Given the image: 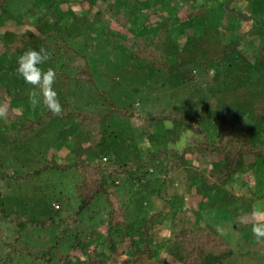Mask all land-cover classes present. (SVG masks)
<instances>
[{"label":"trees","instance_id":"1","mask_svg":"<svg viewBox=\"0 0 264 264\" xmlns=\"http://www.w3.org/2000/svg\"><path fill=\"white\" fill-rule=\"evenodd\" d=\"M9 1L0 0V9ZM56 1L52 0L50 9H54ZM82 1L91 6L101 4L103 7L96 11L94 17L75 19L78 26L82 25L85 30H91L92 25L104 21L114 22L123 28L135 22L141 23L134 35L126 39L125 46H121V43L118 45L126 48L131 61H141L144 69L156 68L158 72H166L167 76L183 72L187 75L190 70L193 76L198 67L201 68L197 69L200 78L205 79L209 70H215L218 75L217 84L209 87L208 95L203 97L214 110L197 107L195 115L189 116L186 108L179 107L163 114L143 116L127 106L118 110L119 116L116 118L109 112L87 113L72 108L54 114L40 95L35 102L38 117L33 122L37 128L45 127L57 116L66 120L72 115L84 131L88 126L91 128L97 125L96 129L102 133V137L97 145L85 147L89 143L86 142V131H83L84 134L76 135L70 141L76 156L69 164L46 161V164L24 176V179L33 175L37 180H42L44 177H41V173L50 170L58 182L62 180L60 185H66L68 191L62 189L64 193H54L51 200L47 199V193H38L42 191L40 186L19 193L14 183L21 176L3 177L0 162V184H5L0 187V264H219L232 258L234 250L217 228L210 223L190 226L188 215L195 211L184 208L170 194L162 197L168 204L170 217L169 232L164 244L158 246L152 236L153 231L161 226L162 213L145 214L128 223L124 199L127 197L128 200L130 191L126 180L137 185L136 191L130 193L133 196L130 204L135 203L138 208L139 199L136 201L135 197L142 195L138 185H145V176L150 174L149 171L155 169L160 172L162 165L167 174H171L178 166L184 168L190 184L196 181L200 184L203 198L213 195L217 200L211 202V209L223 208L245 244L248 241L253 244H250L252 249H248L249 252L259 254L263 250L260 244L264 242V236L258 237L252 229L258 223L264 224V220L255 218L251 201L228 192L224 187L240 174L244 182L250 171L264 170V82L256 79L258 65H263L261 72L264 71V43L261 45L264 37V0H245L247 11L240 10L235 0H192L193 5L184 9L186 21L182 24L181 34L188 37L183 47L174 42L171 34L172 26L180 23L178 16L173 20L163 16L150 29V15H140L143 10L166 6L169 0ZM3 10L9 20L13 19L14 16L6 9ZM139 16L143 17L140 23ZM59 22L60 19L51 28L39 25L40 36L32 31L18 34L6 32L2 45L5 53L13 59L11 72L17 74V59L26 50L53 48L48 45L50 39H53V46L58 50L53 51L44 71L51 68L59 73L55 67L58 62L54 59L60 57L64 47V55L73 53L78 57L72 63L77 73L74 76L59 73L61 78L69 84L84 82L95 85L88 58L67 47L65 35L58 28ZM243 27L247 30L241 32ZM230 34H236V37H226ZM104 36L118 37L119 33L106 31ZM220 76H224V79L221 80ZM195 87L196 83L193 82L190 90H196ZM3 90L0 85V106L5 102L7 93ZM194 100V97L190 98L188 103L193 104ZM207 118L218 125L213 131L205 128ZM131 119L141 122L137 129L142 135L152 136V151L132 162L122 163L115 156L104 162L100 150V146L106 142L103 132L111 128L108 133L110 142L118 141L116 131L112 132L116 129L114 122L124 121L128 125ZM245 119L257 131L248 139L232 138V130ZM162 121L172 122L181 130H171L167 140L156 141L153 129L157 122ZM227 128L230 131L226 133ZM26 129L27 133H30L28 129H32V134L36 133L33 132V125L29 124ZM180 140H185L181 148ZM192 158L206 161L211 169L189 168V159ZM133 175L136 179H132ZM123 182L125 188L120 186ZM10 190L13 194L18 192V196L10 194ZM35 195L42 197V200H33ZM156 195L161 196L160 190ZM100 200L105 201V208L97 216L91 215L96 212L94 208ZM54 202L59 204L58 210ZM33 207L41 215L31 214L29 208L32 210ZM210 207L205 206L202 211L211 213ZM54 225L60 226L55 233L52 229ZM36 229L40 230L26 239ZM244 234L249 237H243ZM114 257L118 258L115 262L112 261Z\"/></svg>","mask_w":264,"mask_h":264},{"label":"rangeland","instance_id":"2","mask_svg":"<svg viewBox=\"0 0 264 264\" xmlns=\"http://www.w3.org/2000/svg\"><path fill=\"white\" fill-rule=\"evenodd\" d=\"M235 1L240 10L247 11L248 5L245 0ZM56 2L54 10L53 8L50 9L52 0H10L3 9L14 16L11 20H9L8 14L0 9V72L3 71V74H0V85L2 90L4 89L3 91L7 92L4 97L5 102L0 106V162L3 168L2 175L3 177L20 175L21 178L17 180V183L11 182L16 185L19 193L40 186L42 191L38 193L42 195L44 192L47 193V199L50 200L54 193L59 195L60 192L64 193V190L68 191L66 185H63L64 187L60 185L62 180L58 182L57 177L55 178L54 173L49 172L50 170L41 173V177H44L42 180H37L33 175L29 176L28 179H24V176L34 172L42 164H46V161L69 164L71 159L76 156V152L70 144V141L76 135L84 134L86 131V142L89 144H85V147H88L89 145H97L101 140L102 133L96 129L97 125L91 128L89 126L85 127L88 131H84L72 115L66 120L57 116L41 129L35 126L33 122L38 117V107L33 101H36L41 95V90L39 87L34 88L32 85L25 83L18 74L11 72L10 67L13 59L5 53L2 45L6 32L10 31L18 34L32 31L40 36L39 25L51 28L55 24L57 25L60 19L58 28L61 34L65 35L67 47L75 49L88 58L95 85L84 82L69 84L61 78L59 73H70L72 76L77 73L72 63L78 57L73 53H70L69 56L64 55V47L60 51V57L54 59L58 62L55 67L59 73L56 72L52 87L57 94L56 99L61 105V111L72 108L74 111L87 113L109 112L116 118L119 116L118 110L127 106L143 116L152 113L163 114L172 109L184 107L187 109L189 116H194L197 107H201L203 110H214L213 107L211 109L208 100L205 101L203 97H206L205 94L208 95L209 90L207 89L217 84L218 79L215 70H209L206 79L204 77L200 78V71L197 69L201 68L198 67L193 76L190 75V70L187 75L183 72L167 76L166 72L162 70L158 72L156 68L144 69L141 61H131L126 54V48L121 46H125L126 39L134 35L137 26L140 27L143 17L139 16V19L137 18L140 24L135 22L129 24L126 28L114 22L104 21L92 25L91 30H85L82 25L78 26L75 19L94 17L96 11L103 8L101 4L91 6L88 2L82 0H57ZM189 5H193L192 0H169L166 6L143 10L140 15H150V23H148L150 29L155 27L163 16L170 17L172 20L175 19V16H178L180 23L172 26L171 34L174 42L179 47H183L187 43L186 37L188 36L184 33L181 34V28L183 22L186 21L184 9ZM244 30H247V28H241V32H244ZM106 31L117 32L119 36H107L105 38L104 32ZM189 33L188 31L187 34ZM226 37L231 39L236 37V34H230ZM228 41L227 39L226 42ZM53 43L54 40L50 39L48 45L53 48H44L49 53V58L54 50H58L57 47L53 46ZM119 43L122 45L119 46ZM263 43L264 37L261 45ZM41 67L45 70L47 64L44 63ZM262 67L263 65H258L256 71L258 75L256 79L260 82H264V71L261 72ZM220 79L223 80L224 76H220ZM193 82L196 83V90L191 91L190 85ZM193 97L195 98L193 104L188 103V100ZM205 121V128L209 131H213L218 127L211 119L207 118ZM124 123V121L114 122L116 129H113L112 132L116 131L119 137L118 141L113 142L111 140L112 143L110 142L111 137L108 133L111 128L103 132L106 142L100 146V150L101 153L103 152L101 157L104 162L110 161L111 156H115L122 163L132 162L152 151L153 147L150 142L152 136L142 135L137 129L141 122L131 119L128 122L129 126ZM29 124L34 126L33 132H36L35 134H32V129H28L31 134L26 132V127ZM171 130L180 131L181 128L169 121L157 122L153 129L156 141H159V139L167 140V135ZM228 131H230L229 128L226 129V133ZM256 131L257 128L245 119L241 120L232 130L231 137L236 140H244ZM262 133L264 134V130H262ZM156 141L155 144H157ZM184 141H179L180 148L184 146ZM188 167L201 170L211 169L206 161H196L194 158L189 159ZM149 172L150 174L145 176L147 179L145 185H138V188L142 191V195L135 197L136 201L139 199V202H137L140 203L138 208L135 207V203L130 204L131 198H133L130 193L136 191L137 185L126 180L127 189L130 193L128 192V200L125 196L123 199L125 198L124 201L126 202L124 203V211L127 214L128 223L145 214L162 213L161 226L153 231L152 236L158 246L164 244L169 232L170 217L168 204L162 197L170 194V196L177 198L184 208L187 207L195 211L194 213L190 212L188 215L190 226H204L210 223L229 241L234 250V256L221 261L219 264H264V242L260 244L263 250L259 254L250 253L248 249H252L251 245L253 244L251 241L245 244V241L241 238L242 235L235 230L229 214L224 212L223 208L214 207L211 209L210 205L215 199L214 196L203 198L200 184L196 181L191 185L186 177L187 171L184 168L178 166L172 170L171 174H167L165 167L162 165L160 172L155 171V169H151ZM132 179H136V177L133 175ZM242 179L243 175L240 174L224 189L251 201L254 205V213L257 210L264 211V170L262 168L258 171L252 170L244 182ZM161 183L163 186H161ZM2 185L5 184L1 182L0 187ZM121 185L124 187L125 182ZM159 190L161 196L156 195ZM18 192L13 194L10 190V194L12 193L14 196H18ZM35 197L33 200H37V198L40 201L42 200V197L40 198L37 195ZM116 199L118 200V198ZM215 201L217 200L215 199ZM53 205L58 210L59 204L54 202ZM117 205L120 206L118 203ZM105 206L104 200L98 201L94 208L96 212L91 213V215L97 216ZM205 206L206 208L210 207L211 213L202 211ZM29 211L31 214H38L35 212L34 207L32 210L29 208ZM101 216L103 217V214ZM259 220L262 221L264 218ZM61 225L64 226V224ZM59 228L60 226L54 225L52 228L53 233ZM39 230L36 229L29 233L26 239H30ZM243 237L248 238L249 236L244 234ZM162 256H164L163 253ZM116 259L118 260L114 257L112 261L115 262Z\"/></svg>","mask_w":264,"mask_h":264},{"label":"clouds","instance_id":"3","mask_svg":"<svg viewBox=\"0 0 264 264\" xmlns=\"http://www.w3.org/2000/svg\"><path fill=\"white\" fill-rule=\"evenodd\" d=\"M48 60L49 53L44 48L39 51L34 49L26 50L17 59L16 72L25 83L32 85L34 88L39 87L44 104L54 114H59L61 105L56 99L57 94L52 87L56 73L51 68L44 71L41 67ZM33 102L35 103L36 101L34 100ZM254 215L258 220L262 219L264 218V211L257 210ZM252 230L258 237L264 236V224L258 223Z\"/></svg>","mask_w":264,"mask_h":264}]
</instances>
